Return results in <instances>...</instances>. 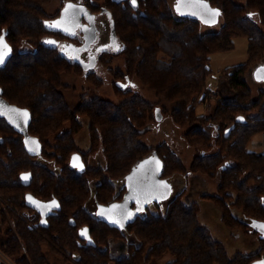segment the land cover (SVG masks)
Returning a JSON list of instances; mask_svg holds the SVG:
<instances>
[{"label": "trees", "instance_id": "16d2710c", "mask_svg": "<svg viewBox=\"0 0 264 264\" xmlns=\"http://www.w3.org/2000/svg\"><path fill=\"white\" fill-rule=\"evenodd\" d=\"M51 1L0 0V37L7 45L0 63V249L15 264H50L43 245L75 264H158L167 255L172 258L163 264H264L263 228L256 226L264 224V152L247 147L264 132V89L255 97L248 80L253 66L264 65V0H201L218 11L214 21L209 13L206 20L182 15L168 0H86L98 13L102 6L109 10V27L121 41L100 61L121 56L125 69L114 71L118 101L83 92L76 106L64 92L63 75H84L96 85L101 79L44 43ZM220 17L219 29L203 30ZM242 36L249 39L247 60L222 71L210 98L212 54L234 48ZM135 77L158 101L134 91ZM164 113L186 128L183 137L197 151L188 166L168 142L143 140ZM83 117L86 151L76 141ZM100 152L104 163L92 165L89 156ZM152 155L161 159L166 183L176 174L217 179V191L201 197L220 208L228 228L256 234L259 249L230 255L200 222V203L184 200L186 188L165 203L153 199L124 226L101 218L99 207L123 200L128 175ZM93 197L96 212L88 208ZM114 242L127 253L114 255Z\"/></svg>", "mask_w": 264, "mask_h": 264}, {"label": "rangeland", "instance_id": "374dc122", "mask_svg": "<svg viewBox=\"0 0 264 264\" xmlns=\"http://www.w3.org/2000/svg\"><path fill=\"white\" fill-rule=\"evenodd\" d=\"M98 2H103V0H97ZM172 5H176L178 0H168ZM239 3H245L246 0H236ZM62 0H52L47 6L46 10L49 17L54 15L56 11L61 6ZM223 23V18L220 17L217 23L210 24L205 23L203 28L204 31L219 29ZM235 47L229 50L218 51L212 54V75L210 77V86L213 88L209 97H215V90L218 87V78L222 71L232 65H236L245 62L248 58V37H236ZM264 63V61L262 62ZM120 67L125 69V59L121 56L115 57L111 64H104L100 60L97 63L96 69H94L95 75L101 79L100 84H94L91 80L86 78L84 75H79L76 73L63 75V81L66 84L64 92L70 101L72 106H76L79 102L80 95L84 93H89V96L98 95L100 97L110 99L113 101H118L119 97L115 91V76L114 71ZM259 65H255L251 69V73L248 75L249 84L253 90L254 96L259 95L260 89H264V79H257V69ZM121 81L123 83H129L127 80H117L116 83ZM132 85V86H131ZM131 86L135 92L142 94L145 98L151 101H158L156 94L149 89L147 86L138 79L134 78L132 80ZM163 102V101H162ZM207 102V101H206ZM166 106V107H165ZM169 107V108H168ZM164 108L168 111L172 108V103L165 102ZM206 104H200L198 106V113H206ZM83 122L85 123L81 130L76 135V141L81 150H88L90 146V133L88 128V118L83 117ZM23 123V122H22ZM17 126V124H15ZM18 128L24 130L25 125L22 124ZM66 125L65 128H68ZM186 128L179 127L175 125L173 119L170 115L165 113L161 115L160 119L156 122L150 124L149 132L144 136L143 140L148 144H159L162 142H168L184 159L185 164L190 165L192 159L196 155V149L190 146L183 137V133ZM248 149L250 151L264 152V132L258 133L253 136V138L248 143ZM90 163L92 165H99L104 163L105 158L102 152L94 156H89ZM55 168V165L46 160H42ZM170 188L169 194L165 196L164 203L169 199L176 196L178 193L182 192L186 188V193L184 200L186 202L198 201L200 203V222L203 225H207L215 238L220 239L224 242L225 246L230 255H235L236 253H254L256 252L261 243L259 237L253 233H246L241 229H231L228 228L222 219V212L215 203L208 199H203L201 197L202 193L205 192H216L217 191V179L210 178L202 173H190V175L184 176L181 174H176L169 179ZM1 205L4 207L5 200L0 193ZM151 201V200H150ZM149 201V202H150ZM164 205V204H163ZM97 204L94 197L90 200L88 208L94 212L97 211ZM153 210L157 211V207L154 206ZM5 208V207H4ZM239 216H242L240 211H236ZM3 227H6L4 225ZM264 234V230H260ZM113 254L120 256L126 252V249L119 242L113 243ZM43 251L45 252L47 259L50 264H75L73 258L64 257L59 253L51 250L48 245H43ZM171 255L165 256L163 259H158L156 262L158 264H163L168 259H171ZM0 262L5 264H15L9 256L0 249Z\"/></svg>", "mask_w": 264, "mask_h": 264}, {"label": "water", "instance_id": "95a60500", "mask_svg": "<svg viewBox=\"0 0 264 264\" xmlns=\"http://www.w3.org/2000/svg\"><path fill=\"white\" fill-rule=\"evenodd\" d=\"M178 1L175 6L177 11L182 15H190L206 20L207 16L205 14L209 13L212 15L211 21H214V17H218V14H215L217 11L210 9V6L201 0ZM181 5L182 7L180 8ZM78 6L88 21L86 24L87 28L84 30L86 36L85 44L92 43L96 40L98 34L96 15L87 5L78 4ZM52 39L55 41L54 38ZM102 49H105V46H103ZM96 63L97 57L92 59L88 66L83 64L85 73L91 71V68L94 67ZM261 69H264V65L258 67L257 73ZM260 75L264 76V72H260ZM118 84L124 87L128 85L127 83H123L121 81H119ZM157 112L160 113L159 108H157ZM157 117L160 119L161 115H158ZM29 140L31 141L32 137H29L28 141ZM161 166L162 161L157 155H152L141 161L134 167L132 172L127 177L128 190L125 193L123 200L99 207L97 212L98 215L113 224L124 226L134 218L135 213L139 210V208L144 207L150 200L164 199L165 196L169 194L170 186L169 183H166L161 178ZM26 175L28 178L24 179V181L28 183L29 175L24 174V176ZM129 213H131L130 216L128 215ZM73 223H75V221H73ZM261 225L264 224L256 223V226L258 227Z\"/></svg>", "mask_w": 264, "mask_h": 264}, {"label": "flooded vegetation", "instance_id": "af4514ba", "mask_svg": "<svg viewBox=\"0 0 264 264\" xmlns=\"http://www.w3.org/2000/svg\"><path fill=\"white\" fill-rule=\"evenodd\" d=\"M121 1V0H120ZM179 2V1H178ZM177 2V3H178ZM176 3V4H177ZM69 4L74 5L67 13L65 9ZM78 4H85L89 7L86 0H62L61 6L47 19L48 33L44 37V43L66 57L68 60L78 62L83 67L88 66L92 59L97 57V63L103 52L116 51L121 47V41L109 27L110 12L102 6L100 12L91 11L96 15V24L98 28L97 38L92 43H86L85 28H87V18L82 14ZM176 7V6H175ZM182 5L180 6V8ZM62 21L59 25L55 22ZM54 38L55 41L52 39ZM105 46V49L102 47ZM97 63L91 68L92 72L97 67ZM25 117V115H23ZM76 158H79L76 156ZM75 165H79V159L73 161ZM149 204V203H148ZM135 205V204H134ZM256 264H263L258 262Z\"/></svg>", "mask_w": 264, "mask_h": 264}, {"label": "snow or ice", "instance_id": "6c2138e0", "mask_svg": "<svg viewBox=\"0 0 264 264\" xmlns=\"http://www.w3.org/2000/svg\"><path fill=\"white\" fill-rule=\"evenodd\" d=\"M133 3H135V0H133ZM74 7H75L74 5L69 4V5L67 6V8L65 9V12L67 13L70 9H73ZM215 14H218V11H217ZM55 23H56L57 25H59L60 23H62V21H57V22H55ZM6 48H7V45L4 43L3 38L0 37V63L3 62L4 56L7 54L5 51H3V49H6ZM260 72H264V69L259 70V72L257 73V79H264V76L260 75ZM24 115H27V113L25 112ZM34 150H35V149H33V151H34ZM77 159H78V158H74V162H75V160H77ZM23 178H24V179H27L28 177H27V175H26V176H24ZM29 199H31V198H29ZM33 203H36V202L33 201ZM52 205L55 206V205H56V202L53 201V202H52ZM113 207H115V206H113ZM128 215L130 216L131 213H129ZM260 227L264 228V225H261ZM86 233H87V230L85 229V230L82 231L81 234H82V235H86Z\"/></svg>", "mask_w": 264, "mask_h": 264}]
</instances>
